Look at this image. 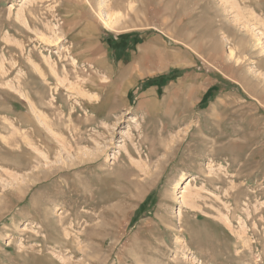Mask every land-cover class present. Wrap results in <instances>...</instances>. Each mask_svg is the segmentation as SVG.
Returning <instances> with one entry per match:
<instances>
[{
  "label": "rangeland",
  "instance_id": "374dc122",
  "mask_svg": "<svg viewBox=\"0 0 264 264\" xmlns=\"http://www.w3.org/2000/svg\"><path fill=\"white\" fill-rule=\"evenodd\" d=\"M0 264H264V0H0Z\"/></svg>",
  "mask_w": 264,
  "mask_h": 264
},
{
  "label": "bare ground",
  "instance_id": "6f19581e",
  "mask_svg": "<svg viewBox=\"0 0 264 264\" xmlns=\"http://www.w3.org/2000/svg\"><path fill=\"white\" fill-rule=\"evenodd\" d=\"M103 11V10H102ZM101 13V12H100ZM104 14V13H103ZM102 14V15H103ZM107 14V13H106ZM105 17V16H104ZM103 17V18H104ZM104 22L103 23H105V25L107 26V27H109V28H112V27H114V24L116 23V20H115V18H112V17H110V16H108V15H106V17L104 18V20H103ZM117 30V29H116ZM161 53V52H160ZM159 53V54H160ZM165 53V52H164ZM169 54V53H168ZM231 54V53H230ZM166 55V54H165ZM162 58V57H161ZM188 183V182H187ZM99 223V222H98Z\"/></svg>",
  "mask_w": 264,
  "mask_h": 264
},
{
  "label": "crops",
  "instance_id": "0c3cea01",
  "mask_svg": "<svg viewBox=\"0 0 264 264\" xmlns=\"http://www.w3.org/2000/svg\"><path fill=\"white\" fill-rule=\"evenodd\" d=\"M126 55H130V54H129V53H127ZM126 55H125V56H126ZM123 56H124V55H123ZM123 56H121V57H123ZM125 56H124V57H125ZM124 57H123V58H124Z\"/></svg>",
  "mask_w": 264,
  "mask_h": 264
},
{
  "label": "trees",
  "instance_id": "16d2710c",
  "mask_svg": "<svg viewBox=\"0 0 264 264\" xmlns=\"http://www.w3.org/2000/svg\"><path fill=\"white\" fill-rule=\"evenodd\" d=\"M143 204V203H142ZM139 209V208H138Z\"/></svg>",
  "mask_w": 264,
  "mask_h": 264
}]
</instances>
